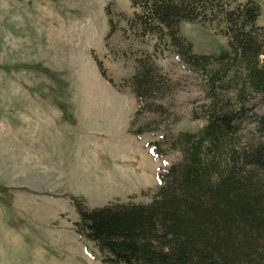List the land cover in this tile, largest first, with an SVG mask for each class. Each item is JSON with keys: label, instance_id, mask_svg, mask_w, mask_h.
Instances as JSON below:
<instances>
[{"label": "rangeland", "instance_id": "374dc122", "mask_svg": "<svg viewBox=\"0 0 264 264\" xmlns=\"http://www.w3.org/2000/svg\"><path fill=\"white\" fill-rule=\"evenodd\" d=\"M135 9L133 0H0V264H108L77 232L72 197L89 209L150 202L159 172L182 157L171 139L207 123L202 74L168 41L129 29ZM222 27L180 28L195 52L218 54L229 50ZM142 51L174 82L166 113L136 117L130 80ZM133 121L155 130L136 134Z\"/></svg>", "mask_w": 264, "mask_h": 264}, {"label": "trees", "instance_id": "16d2710c", "mask_svg": "<svg viewBox=\"0 0 264 264\" xmlns=\"http://www.w3.org/2000/svg\"><path fill=\"white\" fill-rule=\"evenodd\" d=\"M133 7L129 29L168 41L190 69L202 74L207 123L171 139L170 148L182 157L159 172L150 202L114 201L89 209L72 197L77 232L95 243L108 264H264V112L256 100H264L259 3L133 0ZM183 21L223 25L229 50L195 52L181 34ZM173 83L153 53L142 51L130 80L136 117L166 113L162 100ZM134 124L136 134L155 130ZM149 145L157 155L165 153L158 141Z\"/></svg>", "mask_w": 264, "mask_h": 264}, {"label": "crops", "instance_id": "0c3cea01", "mask_svg": "<svg viewBox=\"0 0 264 264\" xmlns=\"http://www.w3.org/2000/svg\"><path fill=\"white\" fill-rule=\"evenodd\" d=\"M60 121H61V120H60ZM132 168H133V167H132ZM143 189H144V188H143ZM141 190H142V189H141ZM141 190H140V191H141ZM138 192H139V191H138ZM138 192H136V191H130V192L127 194V196H128L129 194H131V193L133 194V193H138ZM132 201H134V200H132Z\"/></svg>", "mask_w": 264, "mask_h": 264}]
</instances>
